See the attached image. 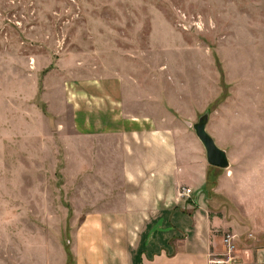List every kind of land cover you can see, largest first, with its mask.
I'll return each mask as SVG.
<instances>
[{"label":"rangeland","instance_id":"obj_1","mask_svg":"<svg viewBox=\"0 0 264 264\" xmlns=\"http://www.w3.org/2000/svg\"><path fill=\"white\" fill-rule=\"evenodd\" d=\"M110 76L182 92L226 144L264 139V0H0V264L71 254L100 195L69 98Z\"/></svg>","mask_w":264,"mask_h":264},{"label":"crops","instance_id":"obj_2","mask_svg":"<svg viewBox=\"0 0 264 264\" xmlns=\"http://www.w3.org/2000/svg\"><path fill=\"white\" fill-rule=\"evenodd\" d=\"M141 83L132 76L73 82L74 128L84 135L85 162L98 166L86 178H99L89 193L100 199L86 203L61 264H264V139L233 133L226 144L210 129L211 112L207 130L230 167L210 165L189 126L205 111H185L186 97L174 101L171 87L163 97ZM228 233L236 246L230 260Z\"/></svg>","mask_w":264,"mask_h":264},{"label":"water","instance_id":"obj_3","mask_svg":"<svg viewBox=\"0 0 264 264\" xmlns=\"http://www.w3.org/2000/svg\"><path fill=\"white\" fill-rule=\"evenodd\" d=\"M209 116L210 110H206L199 116L198 120L192 124V127L205 148L208 164L228 169L230 167V160L227 151L218 146L214 137L207 130Z\"/></svg>","mask_w":264,"mask_h":264},{"label":"built area","instance_id":"obj_4","mask_svg":"<svg viewBox=\"0 0 264 264\" xmlns=\"http://www.w3.org/2000/svg\"><path fill=\"white\" fill-rule=\"evenodd\" d=\"M189 193H191V188H185L182 192L183 195H189ZM234 240H235V235L234 234H226L224 237H223V243L226 247V254L228 255V259H231L232 258V253L234 252L235 250V243H234ZM226 260L224 259H214L213 262L215 263H224Z\"/></svg>","mask_w":264,"mask_h":264}]
</instances>
